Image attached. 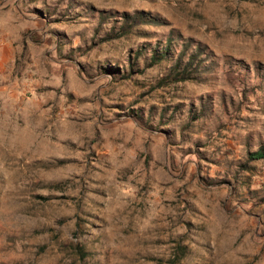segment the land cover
I'll return each instance as SVG.
<instances>
[{
    "label": "rangeland",
    "instance_id": "374dc122",
    "mask_svg": "<svg viewBox=\"0 0 264 264\" xmlns=\"http://www.w3.org/2000/svg\"><path fill=\"white\" fill-rule=\"evenodd\" d=\"M263 146L264 0H0V264H264Z\"/></svg>",
    "mask_w": 264,
    "mask_h": 264
},
{
    "label": "trees",
    "instance_id": "16d2710c",
    "mask_svg": "<svg viewBox=\"0 0 264 264\" xmlns=\"http://www.w3.org/2000/svg\"><path fill=\"white\" fill-rule=\"evenodd\" d=\"M125 19L127 21L126 23H128L131 20L129 17H127V15H125ZM136 19L137 18H135V20ZM123 34H125V31H122L121 33L117 34V37H120ZM170 47H171V44H168L165 48V51H163L162 54L163 55L166 54V52L170 50ZM162 59H163L162 57L156 56L154 54L151 58V62H152V64H155L156 62H158ZM192 61H194V60H192ZM192 64H193V62H190V63H188L182 67L181 62L178 61L176 63V65L173 66V70H172V72H173L172 75L175 77V80L182 81V80L187 79L188 75H190L188 73V70H189L190 66H192ZM250 159H252V160L264 159V146L261 147L257 152L250 154ZM77 248L79 249V252L82 254L83 247L78 246ZM175 263H176L175 261H172L170 264H175Z\"/></svg>",
    "mask_w": 264,
    "mask_h": 264
}]
</instances>
